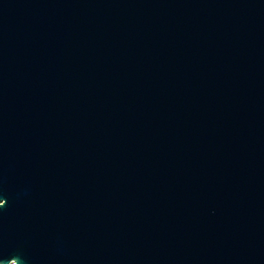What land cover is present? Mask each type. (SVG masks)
I'll return each instance as SVG.
<instances>
[{
	"label": "water",
	"instance_id": "95a60500",
	"mask_svg": "<svg viewBox=\"0 0 264 264\" xmlns=\"http://www.w3.org/2000/svg\"><path fill=\"white\" fill-rule=\"evenodd\" d=\"M0 264H264V0H0Z\"/></svg>",
	"mask_w": 264,
	"mask_h": 264
}]
</instances>
